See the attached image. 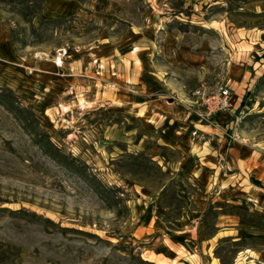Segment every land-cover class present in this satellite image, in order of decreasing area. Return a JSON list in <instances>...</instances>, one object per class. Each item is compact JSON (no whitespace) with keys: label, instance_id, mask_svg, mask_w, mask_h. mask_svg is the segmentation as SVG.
Here are the masks:
<instances>
[{"label":"rangeland","instance_id":"obj_1","mask_svg":"<svg viewBox=\"0 0 264 264\" xmlns=\"http://www.w3.org/2000/svg\"><path fill=\"white\" fill-rule=\"evenodd\" d=\"M262 53L264 0H0V264H264Z\"/></svg>","mask_w":264,"mask_h":264},{"label":"built area","instance_id":"obj_2","mask_svg":"<svg viewBox=\"0 0 264 264\" xmlns=\"http://www.w3.org/2000/svg\"><path fill=\"white\" fill-rule=\"evenodd\" d=\"M192 96L193 104L198 107L197 115L208 120L210 116L231 107L233 93L230 86L224 83L212 87L201 84L192 91Z\"/></svg>","mask_w":264,"mask_h":264},{"label":"trees","instance_id":"obj_3","mask_svg":"<svg viewBox=\"0 0 264 264\" xmlns=\"http://www.w3.org/2000/svg\"><path fill=\"white\" fill-rule=\"evenodd\" d=\"M260 57H261V58H264V53H262V54L260 55Z\"/></svg>","mask_w":264,"mask_h":264},{"label":"bare ground","instance_id":"obj_4","mask_svg":"<svg viewBox=\"0 0 264 264\" xmlns=\"http://www.w3.org/2000/svg\"><path fill=\"white\" fill-rule=\"evenodd\" d=\"M59 61V63H61L60 59H57Z\"/></svg>","mask_w":264,"mask_h":264},{"label":"crops","instance_id":"obj_5","mask_svg":"<svg viewBox=\"0 0 264 264\" xmlns=\"http://www.w3.org/2000/svg\"><path fill=\"white\" fill-rule=\"evenodd\" d=\"M234 106L236 107V105L234 104ZM220 115V114H219ZM220 117V116H219Z\"/></svg>","mask_w":264,"mask_h":264}]
</instances>
